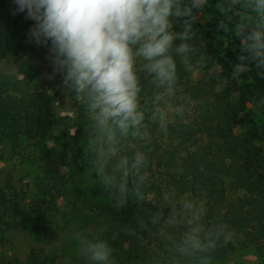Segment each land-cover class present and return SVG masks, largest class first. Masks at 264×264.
I'll return each mask as SVG.
<instances>
[{
	"label": "trees",
	"instance_id": "16d2710c",
	"mask_svg": "<svg viewBox=\"0 0 264 264\" xmlns=\"http://www.w3.org/2000/svg\"><path fill=\"white\" fill-rule=\"evenodd\" d=\"M216 23L215 8L200 14L196 51L187 66L175 56L177 80L170 91L138 61L139 108L158 116L160 142L140 144L132 161L136 179L126 187L87 189L83 175L102 161L98 146L113 156L117 145L93 143L99 126L83 100L65 111L69 115L58 113L48 48L30 40L34 21L26 12H17L13 0H0V163L5 142L14 151L22 139L47 144L40 156L37 198L27 211L21 208L24 191L9 179L0 187V264H36L32 255L4 256L7 235L22 221L50 220L59 213V201L87 192L97 201L89 207L90 233L82 236L110 240L116 235L120 264H264V149L243 132L254 93L228 71L219 46L239 41L222 36ZM201 54L208 58L204 68L196 64ZM195 73L200 77L194 81ZM140 156L143 163H137ZM188 198L196 203L192 215L184 208ZM104 199L118 201L113 206ZM58 235L47 227L37 240L51 245ZM188 235L198 238V248L185 244ZM70 264L90 262L80 256Z\"/></svg>",
	"mask_w": 264,
	"mask_h": 264
},
{
	"label": "clouds",
	"instance_id": "9594fccd",
	"mask_svg": "<svg viewBox=\"0 0 264 264\" xmlns=\"http://www.w3.org/2000/svg\"><path fill=\"white\" fill-rule=\"evenodd\" d=\"M17 12L34 21L29 38L48 48L53 75L86 102L95 123L113 139L144 120L139 110L137 63L170 91L177 80V63L189 64L195 53L199 16L209 7L217 13L216 30L239 41L232 75L256 70L264 78V0H13ZM230 13H235L233 21ZM179 29V30H177ZM201 40L203 37H200ZM176 41L180 43L177 44ZM203 54L197 59L206 67ZM140 156L137 163H143ZM122 206V205H121ZM105 229H100L103 233ZM78 252L90 264H118L115 249L98 235L77 233ZM185 244L199 247L195 235Z\"/></svg>",
	"mask_w": 264,
	"mask_h": 264
},
{
	"label": "rangeland",
	"instance_id": "374dc122",
	"mask_svg": "<svg viewBox=\"0 0 264 264\" xmlns=\"http://www.w3.org/2000/svg\"><path fill=\"white\" fill-rule=\"evenodd\" d=\"M219 52L232 78L238 85H249L254 93L253 103L248 106L247 113L243 116V132L251 133L256 144L264 149V78L258 77L255 69L242 74L240 78L232 75L233 65L238 62L239 43L230 47L223 41L219 46ZM215 72L219 75L222 74L220 68ZM199 77L200 74L195 73L193 80L195 81ZM49 82L53 85L56 93L55 109L60 115H69L65 111L77 108L79 99L68 93L59 74L53 75L51 72ZM156 119L158 116L145 112L144 120L137 130L129 129L125 135L117 129L113 139H109V133L99 127L97 131L100 136H97L93 143H116L117 149L113 152V156H110L105 148L98 146L102 154V161L99 166L90 169L83 175L84 186L87 189L98 188L102 184L126 187L129 182H133L137 172L132 161L138 156L140 144L147 143L148 140H151L152 143L160 142L161 134L158 132L160 128L156 126L159 122ZM46 145L44 140L37 138L33 141L22 139L19 142V149L15 151L10 142H5L1 148L0 187H3L6 180L9 179L17 190L24 191L26 200L21 206L24 211H27V205L37 198L36 185L42 176L40 156ZM132 196L130 195L129 199H133ZM95 201L97 199H93L87 192V195L76 200L71 198L67 201H59V213L50 220L31 218L20 222L18 229L7 235L10 246L3 251V255L21 259L32 255L36 264H70L74 258L80 257L78 241L73 237L77 233L81 235L90 233L86 221L89 219V207ZM102 201H107L114 206L118 200L104 199ZM185 201L184 208L188 215H192L196 203L189 198ZM47 227L55 228L59 232L56 241L51 245L41 244L37 240V233ZM107 241L116 250L114 257L120 264L121 260L118 257L120 239L114 235Z\"/></svg>",
	"mask_w": 264,
	"mask_h": 264
}]
</instances>
